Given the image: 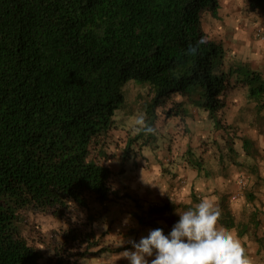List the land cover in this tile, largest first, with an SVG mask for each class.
Instances as JSON below:
<instances>
[{
    "label": "trees",
    "instance_id": "16d2710c",
    "mask_svg": "<svg viewBox=\"0 0 264 264\" xmlns=\"http://www.w3.org/2000/svg\"><path fill=\"white\" fill-rule=\"evenodd\" d=\"M245 5L264 16V0ZM219 6V0H0V264H80L120 250L99 246L90 209L92 201L104 207L128 196L111 186L117 170L104 161L127 81L146 88L142 109L151 126L167 96L191 87L198 88L195 105L217 129L229 88L247 89L256 113H264L261 73L225 65L223 43L203 34V11L217 17ZM156 141L143 132L125 137L121 161L134 145ZM225 142L232 151V139ZM71 206L87 211L83 230H56L46 255L25 231L24 213L60 217Z\"/></svg>",
    "mask_w": 264,
    "mask_h": 264
},
{
    "label": "rangeland",
    "instance_id": "374dc122",
    "mask_svg": "<svg viewBox=\"0 0 264 264\" xmlns=\"http://www.w3.org/2000/svg\"><path fill=\"white\" fill-rule=\"evenodd\" d=\"M220 1L223 7L219 6L217 17H212L206 10L203 11L201 22L203 34L215 40H220L224 44L226 50L225 65L237 66L243 64L246 68L249 67L257 72L264 73V16L248 11L245 0H219V3ZM197 91V87H191L185 93H175L167 96L165 105L158 108V119L153 124L156 129L154 137H157V141L150 144L152 147L146 145L142 147L143 149L139 148L138 145H134L136 151L130 152V156L121 161L125 137L134 135L135 132L132 130L134 119L138 115L144 114L142 102L146 95V88L136 81L129 80L124 84L122 87L124 102L115 110L112 117L111 139L107 143L104 159L105 163L114 171L117 170L111 186L118 194L124 187L122 185H127L134 166H138V162L141 160L140 155H138L140 152L148 155L152 154V151H155L157 147L163 148V151L166 148L172 149L174 145L181 142L182 137H188L192 144L201 141V139L196 141L194 137H210L198 143L201 148L206 150L210 145L211 155L215 159L220 157L228 167L232 166L238 169L242 166L245 159V156L241 155L243 152L242 140L246 137H264L262 127H260V130L256 129L254 125H248L247 121H235L236 124L226 121L227 117L239 112L233 106L238 107L239 103L245 101V90L234 87L229 91L227 101L228 104H232V107H226L225 112L221 114L222 129H217L211 125L208 117H205V122L201 121V118H203L202 110L195 105L199 97ZM249 108L252 110L251 106ZM186 109L191 115L183 116V110L186 111ZM185 120H188V124L184 123ZM226 139H232L233 150L239 153H237V156L233 154L231 158V151L226 146ZM212 140L216 142L215 146L210 144ZM165 143H168V145H165ZM253 145H256L255 141H253ZM245 149L248 151L251 146L248 145ZM94 150H92L93 153ZM138 151L139 153H137ZM231 159H235L236 163L231 162ZM121 165L125 170L118 172ZM246 179L244 174H240L236 182L238 183L239 180L246 182ZM119 199L120 202L117 201ZM115 201L118 204L120 203L118 207L113 206L112 203ZM91 204L90 213L96 211L92 226L94 238L99 242V246L111 245L112 249L114 247H118L120 250L124 249L127 245L126 241L133 233L130 232L133 225L132 215L131 217L128 215L131 206H133L132 201L128 200V196H121L120 198H112V202L108 201L104 206L105 208L93 201ZM86 213L87 211L79 206H71L60 217L51 212H28L23 215V226L30 238L36 242L46 255H50L51 252L47 250L46 245L48 247L55 244L57 239L56 230L66 229V227L74 225L77 227L76 229L83 230ZM126 220L127 223H125ZM69 247L71 250L76 249L72 243ZM112 253L114 251L105 252L97 257H84L79 260V263L114 264L115 262L111 261V257L114 255Z\"/></svg>",
    "mask_w": 264,
    "mask_h": 264
},
{
    "label": "crops",
    "instance_id": "0c3cea01",
    "mask_svg": "<svg viewBox=\"0 0 264 264\" xmlns=\"http://www.w3.org/2000/svg\"><path fill=\"white\" fill-rule=\"evenodd\" d=\"M220 6L223 7L221 1ZM259 73L264 77L263 72ZM231 89L226 91L227 104L224 109L232 107L227 101ZM241 89L247 93V89ZM245 98L238 107L233 106L239 112L227 117L226 121L234 124L235 121H247L248 125L252 124L259 130L262 127L264 130V113H256L254 102L247 96ZM201 112V121L205 122L208 115L205 111ZM184 123L188 124V120ZM194 138L203 141L210 137ZM243 140L249 141L251 149L247 151L241 145V155L245 159L238 169L228 167L219 156L215 159L211 155L210 145L205 150L198 144L201 141L192 144L188 137H182L181 142L172 149L166 148L163 151V148L157 147L148 155L140 152L138 166L134 164L127 185H122L124 187L119 192V195L127 194L133 205L128 214L130 217L132 215L133 220L130 231L133 233L129 239L138 242L142 236H147L150 230L156 228L163 229L164 234L168 235L180 219L178 213L188 207H195L203 198H211L222 210L220 224L244 238L247 253L254 264H264V137H246ZM253 141L256 145H253ZM210 144L215 146L216 142L212 140ZM237 153L232 150L231 158L233 154L237 156ZM231 162L236 163L235 159H231ZM240 174L247 178L244 186L236 182ZM233 195L236 197L232 198ZM117 201L120 202V199ZM112 204L118 207L120 203L115 201ZM126 248L130 249L131 245L127 243L124 249L112 253L111 261L114 264H129L119 255Z\"/></svg>",
    "mask_w": 264,
    "mask_h": 264
},
{
    "label": "clouds",
    "instance_id": "9594fccd",
    "mask_svg": "<svg viewBox=\"0 0 264 264\" xmlns=\"http://www.w3.org/2000/svg\"><path fill=\"white\" fill-rule=\"evenodd\" d=\"M195 51L191 48L192 53ZM132 130L156 134V129L146 123L144 114L135 117ZM178 215L180 219L170 234L156 228L138 242L129 239L126 243L131 248L122 251L120 258L129 264H254L244 238L220 224L222 210L213 199L203 198L195 207H188Z\"/></svg>",
    "mask_w": 264,
    "mask_h": 264
},
{
    "label": "built area",
    "instance_id": "2783aa9c",
    "mask_svg": "<svg viewBox=\"0 0 264 264\" xmlns=\"http://www.w3.org/2000/svg\"><path fill=\"white\" fill-rule=\"evenodd\" d=\"M238 184L240 185V186H244L245 185V182L243 181V180H239L238 181ZM236 197V195H233L232 196V198H235Z\"/></svg>",
    "mask_w": 264,
    "mask_h": 264
}]
</instances>
